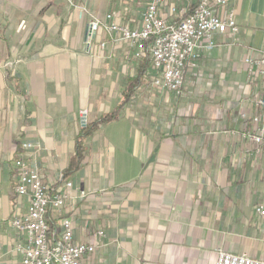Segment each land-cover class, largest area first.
<instances>
[{
  "label": "crops",
  "instance_id": "obj_1",
  "mask_svg": "<svg viewBox=\"0 0 264 264\" xmlns=\"http://www.w3.org/2000/svg\"><path fill=\"white\" fill-rule=\"evenodd\" d=\"M172 2L190 11L198 0ZM146 3L0 0V264H21L10 219L28 203L14 194L15 160L48 188L72 183L74 200L49 220L60 233V219H70L74 242L96 245L82 264H215L219 250L264 261L256 212L264 160L244 161L232 136L249 90L244 59L264 53V0L228 4L238 33L216 34L211 56L186 70V86L212 92L189 99V113L180 106L188 99L156 101L151 85L128 95L140 61L124 43L103 31L88 43L91 17L115 12L137 29ZM116 111V121L84 140L80 167L64 177L82 130Z\"/></svg>",
  "mask_w": 264,
  "mask_h": 264
},
{
  "label": "built area",
  "instance_id": "obj_2",
  "mask_svg": "<svg viewBox=\"0 0 264 264\" xmlns=\"http://www.w3.org/2000/svg\"><path fill=\"white\" fill-rule=\"evenodd\" d=\"M230 1L198 0L189 11L178 8L172 0H147L142 25L137 29L119 24L115 12L103 18L91 17L88 43L99 31L115 44L124 43L132 51L133 60L151 61L155 72L151 87L179 98L183 95L186 70L196 68L202 57L211 56L216 46L214 36L238 33L235 12L227 10ZM163 7L167 8L172 21H168ZM23 29L24 23H21L19 30ZM100 47L103 49L104 44ZM244 64L249 90L243 96L239 111L240 129L232 136L240 142L244 161L264 160V53L246 57ZM21 148L34 149L29 143L22 144ZM13 167L16 173L14 194L28 203L24 213L10 219V226L17 234L14 250L21 256V264H82L85 257L95 253L96 245L74 242L70 219H60V233L49 220L51 213H60L67 201L74 200L72 183L62 180L48 188L40 173L24 161L15 160ZM85 196L84 192L78 194L80 198ZM256 212L264 219L263 204L257 206ZM215 264H264V261L219 250Z\"/></svg>",
  "mask_w": 264,
  "mask_h": 264
},
{
  "label": "trees",
  "instance_id": "obj_3",
  "mask_svg": "<svg viewBox=\"0 0 264 264\" xmlns=\"http://www.w3.org/2000/svg\"><path fill=\"white\" fill-rule=\"evenodd\" d=\"M155 75V72L152 67L151 61L148 59H143L139 62L138 65V73L137 76L135 77V80L133 82V86L131 89L128 91L133 92V89L137 88L139 85L145 84L146 80H151V78ZM126 95V97L128 96ZM117 111L108 115H105L101 117L97 122L91 125H87L83 130H82V135H80L77 139V147L75 150V154L71 158L69 165L67 169L64 172V177H67V175L75 172L78 170L80 167V164L84 158V147H83V142L84 140L89 137L93 132L98 130L100 127L112 123L117 120Z\"/></svg>",
  "mask_w": 264,
  "mask_h": 264
},
{
  "label": "rangeland",
  "instance_id": "obj_4",
  "mask_svg": "<svg viewBox=\"0 0 264 264\" xmlns=\"http://www.w3.org/2000/svg\"><path fill=\"white\" fill-rule=\"evenodd\" d=\"M198 79H199L198 81H200V83H203V84L206 83V79L205 78H202V79L198 78ZM145 84H147L150 87L151 80L150 81L149 80H146ZM192 86L193 85L190 84V83H188L187 86L184 84L183 95L181 97H179V98H176L173 95H170L168 93H161L160 92L161 94H158V93L154 92L153 89L150 87L151 97L154 98V100H156V101H158V99L160 97H161V99L164 98L165 95L168 97V99H170V98H175V99H188V102L186 103L187 107H185L186 105L183 106L184 104H181L180 106L182 108H187L188 109V113H189L190 103H191V101L189 99H192V98H195V97H197L199 99H202L200 97H211V95H212V92H208L206 89L194 90V88ZM195 95H197V96H195ZM169 109L170 108L168 107V110ZM155 112H156L155 113V116H156L157 115V110Z\"/></svg>",
  "mask_w": 264,
  "mask_h": 264
},
{
  "label": "water",
  "instance_id": "obj_5",
  "mask_svg": "<svg viewBox=\"0 0 264 264\" xmlns=\"http://www.w3.org/2000/svg\"><path fill=\"white\" fill-rule=\"evenodd\" d=\"M82 127H85V121L84 120L82 121Z\"/></svg>",
  "mask_w": 264,
  "mask_h": 264
}]
</instances>
